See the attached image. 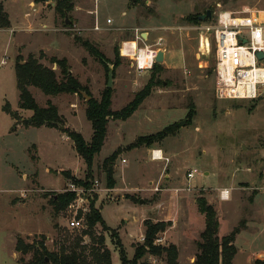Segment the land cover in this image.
<instances>
[{
  "label": "rangeland",
  "instance_id": "rangeland-1",
  "mask_svg": "<svg viewBox=\"0 0 264 264\" xmlns=\"http://www.w3.org/2000/svg\"><path fill=\"white\" fill-rule=\"evenodd\" d=\"M0 1L11 22L0 27V264H27L33 258L32 252L16 250L19 237L27 242L44 239L50 251L59 250L75 230L85 228L94 201L111 228L104 231L98 224L96 230L106 236L112 264H122L112 230L133 258L136 246L144 242L147 219L168 224L157 245L176 244L178 264H194L205 228L199 196L217 210L220 237L239 229L234 264H248L253 256L252 264L264 259V94L253 99L216 97L215 52L204 55L209 51L203 53L201 44L202 27L211 19H193L209 9L213 17L222 10L263 15L264 0H74L64 12L56 9L57 0ZM80 40L98 48L109 64L95 58ZM133 40L139 48L168 51L167 62L156 61L161 82L129 118L109 120L105 143L88 167L64 129L74 128L91 140L89 100L79 93L46 95L30 86L40 105L51 100L58 107L64 123L29 124L33 111L19 106L17 65L34 55L60 76L51 58H65L91 98L100 100L109 66L117 64L111 107L120 110L145 88L154 69L153 64L137 70L133 59L121 54ZM164 131L167 135L159 136ZM143 136L155 139L138 143ZM154 150L160 159L152 158ZM111 156L113 187L103 167ZM223 189L230 191L228 199L221 198ZM68 191L76 193L75 200L56 210L54 199ZM76 218L83 222L80 228L70 225ZM84 240L89 242V237ZM140 262L167 264V259L165 254L146 253Z\"/></svg>",
  "mask_w": 264,
  "mask_h": 264
},
{
  "label": "trees",
  "instance_id": "trees-1",
  "mask_svg": "<svg viewBox=\"0 0 264 264\" xmlns=\"http://www.w3.org/2000/svg\"><path fill=\"white\" fill-rule=\"evenodd\" d=\"M73 3L74 0H57L56 9L60 12L70 10ZM193 19L199 21V16H194ZM10 25L11 22L8 14L4 11V6L0 1V27L7 28ZM81 42L95 58L102 63L109 64V59L93 44L89 41ZM51 61L58 65L60 76L57 70L44 65L34 55H30L25 63H18L16 69L17 84L20 92L19 106L22 109H30L33 111L32 120L29 124L37 127H57L63 124L64 120L58 107L51 100L45 106L40 105L29 89L30 86H35L41 89L46 95L51 96L63 93H79L83 95L82 91L90 95L87 87L70 72L71 68L65 58L59 59L52 57ZM116 65L114 64V69ZM152 72L145 88L136 94L134 99L120 110L112 109V89L108 86L103 91L100 100L92 97L88 101L86 114L93 127V135L90 141H87L82 133L74 128L66 127L64 129V132L73 140L77 153L85 160L88 167L92 166L94 157L101 151L105 143L109 120L111 118L120 120L129 118L142 104V101L150 95L152 88L160 84L161 81L157 77L160 72L158 63H154ZM167 133L164 131L159 136H165ZM154 139L155 136H143L138 139V143H150ZM114 157H109L103 164L104 171L107 174L108 185L111 187L115 183L112 166ZM75 198V192L68 191L59 194L58 199H54L56 210L62 211L66 209ZM197 206L199 212L205 218V228L200 234V240L197 241L199 252L196 255L194 264H234V258L238 252L235 238L236 234L239 233V229L236 228L230 234L220 237L218 235L220 223L215 207L204 196L197 198ZM85 224V228L80 232L75 230V235L72 237V240L68 239L66 243L60 246L59 250L50 251L44 239L39 242H27L22 237H19L17 240L16 250L24 255L30 252L33 253V258L27 264H48L46 258L54 264H112L113 253L107 246L106 236L103 233H98L96 230L98 224L102 226L104 231H111V228L107 226L101 213L95 207V201L90 203V212L86 215ZM144 224L146 227L144 242L136 246L133 258L127 256L119 233L116 230H112V236L116 241V245L120 248L122 264H148L146 262H140L146 253L159 256L165 254L167 264H178L179 250L176 244L157 245L155 243L159 233L165 231L168 224L154 222L150 219L145 220ZM86 236L89 237V242H85L84 238ZM255 264H264V259L257 258Z\"/></svg>",
  "mask_w": 264,
  "mask_h": 264
},
{
  "label": "built area",
  "instance_id": "built-area-1",
  "mask_svg": "<svg viewBox=\"0 0 264 264\" xmlns=\"http://www.w3.org/2000/svg\"><path fill=\"white\" fill-rule=\"evenodd\" d=\"M94 1L97 4L100 0ZM97 12L96 7L94 13ZM107 21L111 23L112 20ZM95 29H99L98 24ZM201 35V44L205 42L209 51L204 53L202 50L204 55L215 52V95L218 99H253L264 94V20L257 12L249 10L248 14L240 15L222 10L204 23ZM123 48L125 52L122 50L121 54L130 56L140 71L151 68L156 62L158 51L150 46L133 47L127 42ZM259 52L263 54L262 58L258 56ZM152 158L160 159V152L154 150ZM195 172H190L189 177H193ZM220 196L228 199L230 191L223 189ZM70 225L80 228L83 222L76 218Z\"/></svg>",
  "mask_w": 264,
  "mask_h": 264
},
{
  "label": "water",
  "instance_id": "water-1",
  "mask_svg": "<svg viewBox=\"0 0 264 264\" xmlns=\"http://www.w3.org/2000/svg\"><path fill=\"white\" fill-rule=\"evenodd\" d=\"M212 18H213V14H212V10H210V9L207 10V12L205 14H202V15L199 16V20L212 19ZM66 22H69L68 18L66 19ZM143 36L146 37L147 34L146 33H143ZM258 56L260 58H262L263 57V54L261 52H259L258 53ZM163 60H164V51L160 50L157 53L156 61L161 62ZM70 72H72V71H70ZM113 72H114V67L113 66H109L108 83H107V86L109 88H111L112 85H113V74H114ZM82 94L87 98V100H90L91 99V96L88 95L85 91H82ZM181 124L184 125L185 124V121H183ZM61 128H64V126L61 125ZM46 260L48 261L49 259L46 258Z\"/></svg>",
  "mask_w": 264,
  "mask_h": 264
},
{
  "label": "crops",
  "instance_id": "crops-1",
  "mask_svg": "<svg viewBox=\"0 0 264 264\" xmlns=\"http://www.w3.org/2000/svg\"><path fill=\"white\" fill-rule=\"evenodd\" d=\"M263 13H264V11H263ZM261 17H262V19L264 20V14L262 15L261 14V12L260 13H258ZM128 43H132V46L134 47V46H136V47H138V42H135V40H133V41H130V42H128ZM167 52L168 51H166L165 53H164V59H165V61H166V54H167ZM125 56H127V55H125ZM130 57V56H129ZM167 62V61H166ZM132 65H135V64H133V62H132ZM138 70V69H137ZM238 248V247H237ZM238 253V252H237ZM235 259V258H234ZM254 260V256L253 257H250L249 258V262H248V264H252V262H254L253 261Z\"/></svg>",
  "mask_w": 264,
  "mask_h": 264
},
{
  "label": "bare ground",
  "instance_id": "bare-ground-1",
  "mask_svg": "<svg viewBox=\"0 0 264 264\" xmlns=\"http://www.w3.org/2000/svg\"><path fill=\"white\" fill-rule=\"evenodd\" d=\"M203 50H205V48H206V44H205V42H203ZM206 51V50H205ZM123 52H125V50H123Z\"/></svg>",
  "mask_w": 264,
  "mask_h": 264
}]
</instances>
